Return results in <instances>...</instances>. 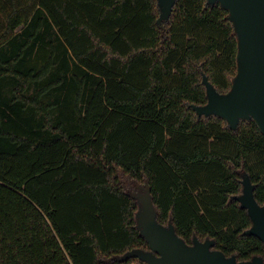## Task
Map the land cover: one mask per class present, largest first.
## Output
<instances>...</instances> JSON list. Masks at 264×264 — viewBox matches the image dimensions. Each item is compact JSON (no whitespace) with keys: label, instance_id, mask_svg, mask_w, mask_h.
<instances>
[{"label":"trees","instance_id":"1","mask_svg":"<svg viewBox=\"0 0 264 264\" xmlns=\"http://www.w3.org/2000/svg\"><path fill=\"white\" fill-rule=\"evenodd\" d=\"M160 14L159 0H0V264H145L118 257L150 249L146 186L188 244L264 259L237 198L248 175L264 205V133L194 108L208 102L204 75L231 89L235 25L220 1ZM184 25L219 31L226 64L214 36L182 47Z\"/></svg>","mask_w":264,"mask_h":264},{"label":"water","instance_id":"2","mask_svg":"<svg viewBox=\"0 0 264 264\" xmlns=\"http://www.w3.org/2000/svg\"><path fill=\"white\" fill-rule=\"evenodd\" d=\"M220 1L229 11L238 34V68L231 89L219 92L204 75L208 102L195 105L199 115L217 114L236 128L241 119H253L264 133V0H209ZM176 0H159V22L169 18ZM140 210L139 225L149 242L150 249L133 248L118 257L120 262L138 258L146 264H264V259L255 256L252 260L239 261L235 255L228 256L213 249L214 241L194 238L188 244L170 223L162 224L157 219V209L151 195V187L138 194ZM247 208L253 224L248 233L258 235L264 241V205L254 194V184L248 175L243 179V193L237 196Z\"/></svg>","mask_w":264,"mask_h":264},{"label":"rangeland","instance_id":"3","mask_svg":"<svg viewBox=\"0 0 264 264\" xmlns=\"http://www.w3.org/2000/svg\"><path fill=\"white\" fill-rule=\"evenodd\" d=\"M216 37L218 38L220 44H221V49L219 51V59L218 60V66L221 67L222 65L226 64L225 60V49L226 45L224 43V36L217 30H213L210 28H200L195 25H184L178 31L177 34V40L180 42L182 47H185L189 44L196 43L197 44V50L202 51L206 48L208 44L209 37ZM181 55V54H180ZM198 136H194V139H196ZM203 140H206L208 142H211L212 140L206 139L203 135H201ZM213 147V146H211ZM144 192V191H143ZM142 192H138L140 194Z\"/></svg>","mask_w":264,"mask_h":264},{"label":"built area","instance_id":"4","mask_svg":"<svg viewBox=\"0 0 264 264\" xmlns=\"http://www.w3.org/2000/svg\"><path fill=\"white\" fill-rule=\"evenodd\" d=\"M128 264H140L138 261H132V262H130V263H128ZM146 264V263H145Z\"/></svg>","mask_w":264,"mask_h":264},{"label":"flooded vegetation","instance_id":"5","mask_svg":"<svg viewBox=\"0 0 264 264\" xmlns=\"http://www.w3.org/2000/svg\"><path fill=\"white\" fill-rule=\"evenodd\" d=\"M244 179V178H243ZM243 193V192H242Z\"/></svg>","mask_w":264,"mask_h":264}]
</instances>
